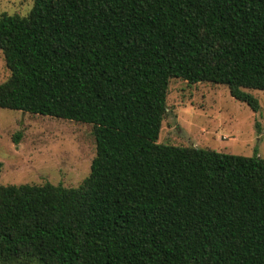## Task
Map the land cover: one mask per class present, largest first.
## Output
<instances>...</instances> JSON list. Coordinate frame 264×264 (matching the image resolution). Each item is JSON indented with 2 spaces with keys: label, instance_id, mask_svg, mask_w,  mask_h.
Returning a JSON list of instances; mask_svg holds the SVG:
<instances>
[{
  "label": "trees",
  "instance_id": "16d2710c",
  "mask_svg": "<svg viewBox=\"0 0 264 264\" xmlns=\"http://www.w3.org/2000/svg\"><path fill=\"white\" fill-rule=\"evenodd\" d=\"M0 51V108L96 139L77 187L0 186V264H264V158L159 142L173 78L259 111L264 0H34Z\"/></svg>",
  "mask_w": 264,
  "mask_h": 264
},
{
  "label": "rangeland",
  "instance_id": "374dc122",
  "mask_svg": "<svg viewBox=\"0 0 264 264\" xmlns=\"http://www.w3.org/2000/svg\"><path fill=\"white\" fill-rule=\"evenodd\" d=\"M33 4L0 0V15L26 16ZM10 75L0 51V84ZM247 91L258 98L259 111L232 97L228 86L173 78L159 142L264 158V90ZM95 156L92 124L0 108V186L77 187Z\"/></svg>",
  "mask_w": 264,
  "mask_h": 264
}]
</instances>
